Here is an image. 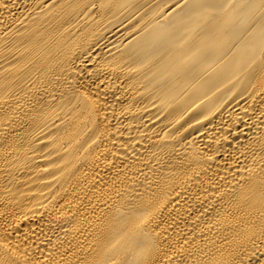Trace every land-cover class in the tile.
<instances>
[{"label": "bare ground", "instance_id": "bare-ground-1", "mask_svg": "<svg viewBox=\"0 0 264 264\" xmlns=\"http://www.w3.org/2000/svg\"><path fill=\"white\" fill-rule=\"evenodd\" d=\"M0 264H264V0H0Z\"/></svg>", "mask_w": 264, "mask_h": 264}]
</instances>
